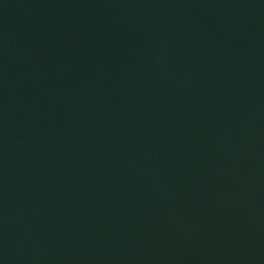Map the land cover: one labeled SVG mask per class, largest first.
Returning <instances> with one entry per match:
<instances>
[{"label":"water","instance_id":"95a60500","mask_svg":"<svg viewBox=\"0 0 264 264\" xmlns=\"http://www.w3.org/2000/svg\"><path fill=\"white\" fill-rule=\"evenodd\" d=\"M0 264H264V0H0Z\"/></svg>","mask_w":264,"mask_h":264}]
</instances>
